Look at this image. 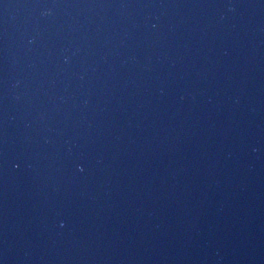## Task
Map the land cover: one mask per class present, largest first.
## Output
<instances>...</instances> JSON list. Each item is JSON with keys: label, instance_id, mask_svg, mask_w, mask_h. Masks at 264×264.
Returning a JSON list of instances; mask_svg holds the SVG:
<instances>
[{"label": "water", "instance_id": "obj_1", "mask_svg": "<svg viewBox=\"0 0 264 264\" xmlns=\"http://www.w3.org/2000/svg\"><path fill=\"white\" fill-rule=\"evenodd\" d=\"M0 264H264V0H0Z\"/></svg>", "mask_w": 264, "mask_h": 264}]
</instances>
